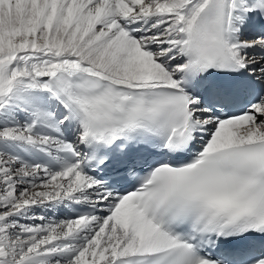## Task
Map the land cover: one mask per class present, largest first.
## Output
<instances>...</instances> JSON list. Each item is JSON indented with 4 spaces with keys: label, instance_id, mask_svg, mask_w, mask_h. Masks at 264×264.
I'll list each match as a JSON object with an SVG mask.
<instances>
[{
    "label": "snow or ice",
    "instance_id": "snow-or-ice-1",
    "mask_svg": "<svg viewBox=\"0 0 264 264\" xmlns=\"http://www.w3.org/2000/svg\"><path fill=\"white\" fill-rule=\"evenodd\" d=\"M0 264H264V0H0Z\"/></svg>",
    "mask_w": 264,
    "mask_h": 264
}]
</instances>
